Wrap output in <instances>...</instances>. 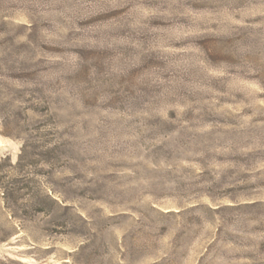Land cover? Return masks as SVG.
Listing matches in <instances>:
<instances>
[{
    "label": "rangeland",
    "instance_id": "374dc122",
    "mask_svg": "<svg viewBox=\"0 0 264 264\" xmlns=\"http://www.w3.org/2000/svg\"><path fill=\"white\" fill-rule=\"evenodd\" d=\"M0 264H264V0H0Z\"/></svg>",
    "mask_w": 264,
    "mask_h": 264
}]
</instances>
